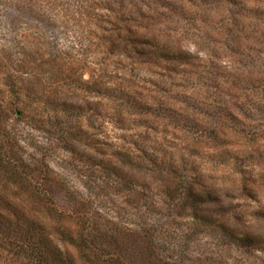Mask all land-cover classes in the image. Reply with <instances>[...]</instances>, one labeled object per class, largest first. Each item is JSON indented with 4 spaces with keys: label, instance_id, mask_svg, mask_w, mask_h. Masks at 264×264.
Wrapping results in <instances>:
<instances>
[{
    "label": "rangeland",
    "instance_id": "374dc122",
    "mask_svg": "<svg viewBox=\"0 0 264 264\" xmlns=\"http://www.w3.org/2000/svg\"><path fill=\"white\" fill-rule=\"evenodd\" d=\"M73 1L0 0V139L7 141L0 149V264H264V244L247 240L264 237V191L245 196L241 176L191 148L198 138L175 132L174 123L117 121L108 96L97 97L122 86L111 81L154 82L166 92L158 99L179 105L178 87L201 82L128 66L98 49L93 36L72 67L75 27L64 6ZM96 3L105 22L107 3L149 16L148 32L204 66L206 85L230 79L245 86L238 95L246 116L264 128V0ZM98 78L103 85H93ZM150 147L161 158L195 162L203 190L213 193L202 206L208 213L192 218L165 195V180L140 166Z\"/></svg>",
    "mask_w": 264,
    "mask_h": 264
},
{
    "label": "trees",
    "instance_id": "16d2710c",
    "mask_svg": "<svg viewBox=\"0 0 264 264\" xmlns=\"http://www.w3.org/2000/svg\"><path fill=\"white\" fill-rule=\"evenodd\" d=\"M96 2L97 0H74L71 5L70 2L67 3L69 6L66 9L64 6L65 19L74 25L76 35L69 48L71 50L69 65L74 67L81 61V52L87 49V43L93 36L97 40L98 49L111 54L116 53V56L122 57L128 66L148 68L152 71V68H156L158 71H154V74L163 72L169 79L178 76L188 82L196 77L201 82V85H194L195 87L180 85L179 96L185 101L179 105L174 103L168 105L164 98L158 99L159 96H156L159 90L165 92L162 85L151 82L153 88H147L131 80H127L128 84L124 80L117 84L111 81L110 85L122 86L111 88L107 93L99 90L97 97L108 96L112 101L114 118L117 121L130 122L136 119H151L157 123V127L165 125L170 127V124L174 123L175 132L187 136L192 134L198 138V142L191 148H197L207 155L208 159L216 161L217 167L231 169L237 176H241L242 193L245 196L254 199L255 193L260 189L264 191V128L261 127L263 124L256 118L246 116L249 107L247 103L240 101L238 95L248 89L245 86L241 88L234 85L230 79L223 80L222 85H206L210 77L204 66L203 68L197 66L196 59L190 60V56L162 43L148 32L154 23L149 16L129 14L121 5L107 3L109 20L105 22L98 16ZM214 57L208 55V61ZM187 67H191L195 72L187 70ZM152 71L149 72L153 73ZM83 83L88 85L85 81ZM93 83L103 85V78H98ZM203 85L213 89L214 93L210 94L207 89L202 90ZM164 86L171 88L172 85ZM205 95L212 96V101L206 99ZM207 112L213 113L212 117L205 115ZM146 128L154 129L150 125ZM6 143L7 141L0 139V149H4ZM157 152L161 150L156 151L152 147L143 149L140 166L147 173L150 172L151 175L160 177L162 181L165 180L164 193L179 204V210L188 211L195 219L200 212L208 213L209 209L202 206L205 202H212L213 193L203 190V175L195 174L192 170L195 162L183 157L180 160L173 154L178 161L174 157L161 158ZM256 165L260 168L259 174L254 173L252 169ZM258 211V216L263 215L264 207ZM242 237L245 240L248 236ZM247 240H253L257 245L264 244L263 235L249 236Z\"/></svg>",
    "mask_w": 264,
    "mask_h": 264
}]
</instances>
